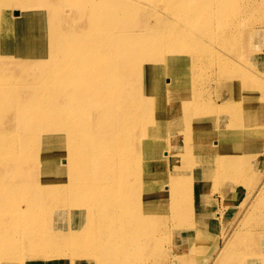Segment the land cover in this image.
<instances>
[{
	"label": "rangeland",
	"instance_id": "rangeland-1",
	"mask_svg": "<svg viewBox=\"0 0 264 264\" xmlns=\"http://www.w3.org/2000/svg\"><path fill=\"white\" fill-rule=\"evenodd\" d=\"M95 16L99 17L100 22L90 24L88 29L99 35L102 48L93 51L82 47L88 52L81 56L76 53V46L72 42L76 37L75 29ZM135 43L145 44L147 48L142 51L133 49ZM171 43H175L173 50L178 48L174 52L191 59L193 63L189 68L194 75L193 96L199 101H203L205 96L208 98L203 102L205 105L201 107L200 116L210 123L211 129H217L225 145L233 147L230 152L236 156L229 157L228 152H222L223 162L234 166L239 163L238 167L225 166L226 169L219 174L214 164L205 167L207 176L202 171L200 174L202 164H198L200 168L196 172L191 171L193 179L195 177V181L201 182L196 185L197 205L193 212L187 213L185 209V218L190 215L194 222L195 217L199 218L212 202L222 215L215 235L220 238L219 248L205 264H213L219 250L229 244L227 260L219 264H264V0H77L75 3L72 0H0V110L7 114L0 118V138H3L0 147V212H5L1 216L7 220L15 219L16 210L8 207L26 206L24 200L15 203H6L5 200L10 191L18 192L23 180H28L29 185L23 186L22 193L29 191L38 200V207L33 210L36 209L34 214L38 219L34 225L39 228L38 233H30L28 237L43 239L50 236L54 229L66 228L71 224L76 226L73 224L76 220L61 217V212L74 207L68 200L70 191L64 189L74 179L65 170L71 151L56 152L52 145L58 147L62 143L72 147L78 138L84 137L78 128L79 123L70 121L77 115L84 119L85 128L90 130L93 124L86 120L89 115L86 110L91 108L95 111L113 108L112 117L107 119L109 121L104 122L101 116L96 117L98 121L101 120L106 133L122 114L127 113L131 118L126 127H131L129 130L124 128L120 135L126 140H139L142 123L150 117V108L138 112L133 104L136 99H148L144 95L147 79L142 77L138 63L141 64L157 48L164 55L174 53L167 49ZM85 44L89 46V43ZM183 47L185 50L181 51ZM163 54L159 56L160 61L163 60L158 62L157 59L152 66L160 68L158 76L162 88L158 96V114L155 113L153 123L159 126L162 134H166L168 128L184 126L182 118L173 111L181 112L185 103L182 100L171 103L167 85L172 82L174 86L180 78L171 81L173 72ZM201 55L204 57L201 58ZM97 58L104 62L105 70L99 71L90 66ZM108 64L113 68L110 69ZM9 75L13 77L9 78ZM51 75L62 78L53 79ZM112 76L116 79L110 85ZM69 79L68 82H60ZM100 106L104 108L100 109ZM165 106L172 115L165 110ZM192 109L195 108L191 105V113ZM47 110L51 113L43 116ZM61 113L67 114L66 127H60ZM244 117H249L246 125L243 124ZM43 121L55 125L56 129L53 126L51 130L43 129ZM135 125H138L137 129L132 127ZM230 125H233L232 129ZM235 128L240 134L233 140L231 134ZM180 138V142H186V147L192 144L186 137ZM89 139L91 145L84 150L86 155L93 157V172H106L104 165L109 160L103 156L101 138L94 132ZM141 150L142 144L137 142L138 155ZM118 153L122 158L134 156L133 150L128 149L125 143H122ZM174 154H177L176 159H181H177L175 165L184 160L190 170L198 160L182 156L181 152ZM117 159L112 162L115 163ZM159 161L162 162L161 166L168 165L166 168L172 174L173 156L169 163L165 159ZM12 163L17 165L8 169L7 166ZM141 167L142 162L141 166L137 165L138 176L144 172ZM136 176L135 172L120 181L114 189L123 200L126 199L125 193L134 191L135 201L139 205L147 198L144 190L139 188V178L136 179ZM56 177L62 181L55 184L49 182ZM166 180L165 176L162 184L167 183ZM39 190L42 193L39 194ZM159 196L163 195L159 192L151 195L155 231L136 242L133 264H190L191 260L198 258V250L176 259L175 248L181 246L180 243L178 246L173 243L181 242L184 236L191 234L192 229H185L184 234L177 231L174 236L172 230H165L172 226L181 227L184 219L178 224L176 214L173 217L170 194L157 201L156 197ZM58 204L63 205L59 207ZM26 212L24 216H17L15 221L21 219L25 222L29 218ZM152 225L155 227V221ZM56 231L67 232L61 229ZM212 235L210 229L205 233L207 237ZM37 259H42L45 264H85L88 261L77 255L33 260ZM189 259V262H183ZM88 264L96 262L91 258Z\"/></svg>",
	"mask_w": 264,
	"mask_h": 264
},
{
	"label": "bare ground",
	"instance_id": "bare-ground-1",
	"mask_svg": "<svg viewBox=\"0 0 264 264\" xmlns=\"http://www.w3.org/2000/svg\"><path fill=\"white\" fill-rule=\"evenodd\" d=\"M72 1L75 3L77 0ZM203 8L204 7L201 6L202 10ZM77 9L79 11L81 10L79 8ZM99 20L100 19L98 16L88 18L85 24L79 25L75 29L76 37L72 42L76 46L77 54L83 56L86 52H88L82 47H87L89 50L93 51L102 48L100 47L99 43V35L93 33L92 30L88 29L90 24L97 25V22H100ZM86 42L89 43V46L85 44ZM174 44L175 43L168 44L167 49L172 52L178 51V48L173 50ZM145 48H147V45L145 44L135 43L133 45V49H139V51H142ZM184 50L185 47L181 49V51ZM161 51L162 50H160L159 48L154 49L149 57H145L141 64L138 63V69L140 70L142 77H145L147 79L144 86V95L146 94L148 99L145 100L142 97L141 100H134L133 104L136 105L138 112H142L150 108V117L144 120L142 123L143 131L141 132L139 140L138 138H129L126 140L125 137H122L120 135L121 131L124 128H126L125 130H129L131 127H129V125L128 127H126L127 122L131 118L127 115V113L122 114L106 133L103 125L101 124V120L98 121L96 117L101 116L104 122L109 121L107 119L112 117L113 108H104L103 106H100V109L104 108L103 111H100L99 109H96L95 111L93 108L86 110L89 113L86 120L90 121L93 124L90 130H87L85 128V121H83L84 119L78 118L77 115L72 118V121H70L79 123L78 128L84 135V137L78 138L77 143H75L72 147L68 146L67 144L63 145L62 143H60L58 147L52 145V148L56 152L66 150L71 151L68 161L65 163V170L68 171L69 174L73 175L74 179L71 180V184L69 186H66L64 189L70 191L68 200H70V202L74 204V207L71 210L68 209L69 211H65L63 213L61 212V217L64 220H76L77 222H71L73 224H76V226L73 227V225L71 224L70 226H66V228H58L59 230L61 229V231L67 230V232H60L56 231L58 229H54L52 230L50 236H47L43 239H40L39 237H28V234L30 233H38L39 228H36V226L34 225V221H38L36 215L34 214L36 212V209L33 210L35 207H38V200L29 191L25 194L22 193L23 186L29 185L27 183L28 180H23L20 185L21 187L18 189V192L15 190L10 191L8 193V199L5 201L6 203L10 201H12L13 203L19 202L20 200L26 201L25 207H20L19 205L12 206V208L8 206L7 207L9 209L16 210V217L24 216L25 211H27L25 215H27L29 218L26 219L25 222H23L24 220L21 219H17L15 221L16 217H14L15 219L7 220L8 218L1 216V214L5 212H0V264H20L22 262L23 264H45L43 263L42 259H33H50L61 256L74 257L76 255L77 257L81 256L83 258H86L88 261H91L92 258L96 262V264H133L134 261L132 257L136 242L142 241L143 238L153 234L155 231L156 220L153 217L154 215L153 205L151 204V195L153 193L158 194V192L163 196L156 197L157 201H160L162 198H165L164 196L170 194V198H172V204L174 208L172 215L174 217V214H176V217H178L179 219L178 224H181L182 220L184 219V225L181 226L183 228H181L179 225L177 227L172 226L173 228L168 227L165 230H172L171 234H173L174 236V234L177 235V231H181L184 234V232H186L185 229H192H190L191 234L188 236H184L181 242L173 243L176 246H178L177 244L180 243L181 246L177 248L174 247V254L176 256V259L182 257L183 255L189 256L193 252L198 250V258L191 260V263L197 264L203 261L202 264H205L207 263V260L211 258L213 252L217 250V248H219L220 238L215 235L217 233L218 222L221 220L222 215L217 212L215 203L212 202L209 209H206L205 212H201L199 218L195 217L194 222L189 218L190 215L185 218V214L183 213L185 209L187 213L188 211L193 212L195 209V205H197L195 204V202H197L196 196L198 195H195L197 193L196 185L201 181H195L196 178L194 177L193 179V177L191 176V171L196 172L200 168L198 164H202L200 174L202 171V174L204 176H207V170H205V167H207V165L208 167L213 164L216 165V173L219 174L223 172L222 169H224L225 166H227V168L238 167L239 163L234 166L233 164H225L223 162V158H221L222 152H228L229 157L236 156L233 154L231 155L230 150H232L233 147L229 148L227 145H225V140L223 137L219 136V132L217 131V129H211L209 125L210 123H208L205 118H202L200 116L202 114L201 107L205 105L203 102L208 101V98L205 96V98H203V101H201V99L199 101L198 98H195L193 96L194 93L191 91V89L193 90L194 75L193 72L189 70V68L193 64H191V59L188 60L187 57L182 56L176 52L169 55H164ZM161 54H163L167 58L169 69L173 72L171 81L180 78L175 82L174 86L172 82L167 85L170 92L167 91L166 93H170L171 103L181 100L183 103H185L184 110L182 108L181 112L177 110L173 111L174 114L182 118L184 126H182L181 128H168V132L166 134H162L159 126H156L155 123H153V121L155 120V113L156 115L158 114V96H160L162 88L161 81L158 76L161 72H158L160 68H157L156 66L152 68V66L156 63L157 59L159 60L158 62H161L163 60L162 59L160 61L161 57L159 56ZM203 57L204 56H202L201 58ZM192 58L194 59V57ZM186 59L187 61H185ZM199 59L200 58H198V60ZM90 64L91 67L97 68L99 71L106 69L104 62L99 58L93 60ZM108 66L110 69L113 68L112 65L108 64ZM194 66L196 65L194 64ZM180 71L183 72L180 73ZM12 77V75H9V78ZM51 77L53 79L62 78L55 75H51ZM115 79L116 77L114 76L109 79L110 85H113L112 82H115ZM223 79L225 78L223 77ZM70 80L71 79L60 82H68ZM109 96L110 94H108V97ZM220 102L223 103V101ZM191 105L196 109V112H194L195 109H192L193 113L190 112ZM165 110H167L168 113L170 112V114L172 115L171 110L168 109L167 106H165ZM50 113L51 111L47 110L45 111L43 116H46ZM6 115V111L0 110V118L5 117ZM243 119V124L245 123L246 125V122L249 121V117H244ZM59 122H62V125L60 127L67 126L66 113H61L59 115ZM42 125L43 129L45 130H51V126L56 129L55 125L48 124L45 121H43ZM132 127L134 129H137L138 125ZM232 127L233 125H230L231 129ZM10 132L12 131H9L8 133ZM94 132L101 138L100 141L102 142V147L104 149L103 156H105L109 160V162L104 165V168H106L107 171L103 173L93 172V157L86 155L84 150L86 146L91 145V139L89 138L94 134ZM239 134V130H236L235 128L231 134L232 139L234 140L236 137H238ZM142 136H144V139H142ZM146 136L147 138L145 139ZM182 136L186 137L187 141L192 142L189 147H186V142H180V137ZM137 142L142 144V150L139 155L137 154ZM122 143H125L128 149L133 150V157L128 155L127 157L122 158L121 154L118 153L120 148L122 149ZM2 145L3 138H0V147H2ZM177 152H181L182 156H186L192 159H198L192 164L191 170L188 168L189 165L185 163L184 160L175 165L177 159L181 160L180 157H177V159L175 158L177 154L175 155L174 153ZM172 156L174 158L173 163L175 168H171V174L166 168L168 167V165L164 164V166H161L162 162H160L159 160L165 159L169 163ZM115 158L118 159L115 163H113L112 161ZM230 160L233 161V159L231 158ZM141 162L143 163V168H141L144 169V172L140 173V176H138L139 173L136 171L137 165L140 164L141 166ZM15 165L17 164H9L7 168L13 169ZM215 168L213 167L212 169L215 171ZM135 172L137 175L136 179L137 177L139 178V181L136 180L139 183V188L144 190V196H146L147 198L142 200L139 205L135 201L134 191H132L131 193H125L124 196L126 197V199L123 200L121 198V194L114 189L120 181L128 178L132 174H135ZM98 174L100 175L98 176ZM165 176L167 178V183L162 184ZM59 181L62 180L59 177H56L49 182H53L55 184ZM44 183L47 182L44 181ZM28 190H30L29 186ZM38 192L39 194L42 193L40 190ZM42 204L44 203L42 202ZM62 205H59V207ZM6 213L8 214V212ZM139 216H142V218L145 217V219H141ZM153 221H155V227L152 225ZM14 222L19 225H13ZM207 229L212 230V234H214L212 235V237L205 236L206 231H208ZM201 244L202 246H200ZM155 245H157V242H155ZM229 247L230 244L227 247H224L222 250H219L220 252L219 254H217L218 258L215 261L213 260V264H219V262L223 263L227 260L226 257L228 255ZM88 261L85 264H88ZM189 261L190 259L188 261L184 260L183 262L186 263ZM74 262L75 260L73 261V263Z\"/></svg>",
	"mask_w": 264,
	"mask_h": 264
}]
</instances>
